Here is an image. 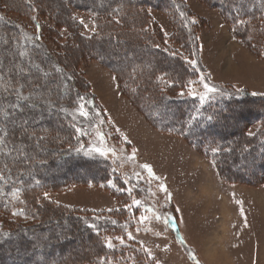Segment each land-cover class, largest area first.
Masks as SVG:
<instances>
[{
  "label": "trees",
  "instance_id": "trees-1",
  "mask_svg": "<svg viewBox=\"0 0 264 264\" xmlns=\"http://www.w3.org/2000/svg\"><path fill=\"white\" fill-rule=\"evenodd\" d=\"M200 1L219 11L237 39L259 42L264 0ZM76 12L92 18V35ZM153 12L167 17L171 35ZM9 14L35 17L38 42ZM197 26L183 0H0V264L144 263L133 241L120 243L132 225L126 210L84 211L45 196L113 181L114 194L125 198V181L110 161L90 153L89 136L79 128L85 122L72 112L82 107L106 117L85 90L81 62L108 68L149 125L185 139L224 179L252 184L264 177V96L219 85L213 86L219 94H190L204 79ZM48 40L57 53L43 48ZM253 124L259 129L251 135L246 129ZM15 218L25 223L15 225Z\"/></svg>",
  "mask_w": 264,
  "mask_h": 264
},
{
  "label": "rangeland",
  "instance_id": "rangeland-1",
  "mask_svg": "<svg viewBox=\"0 0 264 264\" xmlns=\"http://www.w3.org/2000/svg\"><path fill=\"white\" fill-rule=\"evenodd\" d=\"M183 1L198 25L196 60L204 75L190 94H219L213 89L219 85L264 96V28L259 42L247 45L234 36L217 9L200 0ZM75 14L85 34L92 35V18ZM153 16L162 32L171 35L167 17L158 12ZM9 17L23 27L29 41L38 42L35 17ZM40 21L54 26L48 18ZM61 32L65 42L68 32ZM42 43L48 52L59 51L51 40ZM78 70L86 92L106 117L80 107L72 111L74 118L85 122L79 128L89 136L90 153L110 161L116 176L125 181V191L120 190L125 198L114 194L113 181L106 186L72 185L45 196L54 204L84 211L126 210L132 225L120 243L133 241L136 246L129 245L139 250L142 264H264V177L252 184L224 179L215 162L185 139L149 125L108 68L87 61L79 63ZM258 129L253 124L246 132L253 135ZM13 222L25 223L21 218Z\"/></svg>",
  "mask_w": 264,
  "mask_h": 264
}]
</instances>
